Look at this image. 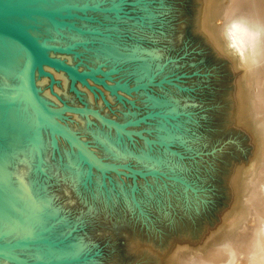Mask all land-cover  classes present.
<instances>
[{"label": "rangeland", "instance_id": "1", "mask_svg": "<svg viewBox=\"0 0 264 264\" xmlns=\"http://www.w3.org/2000/svg\"><path fill=\"white\" fill-rule=\"evenodd\" d=\"M65 1L114 8L63 11L59 19L78 30L59 24L39 37L62 47L58 56L131 85L139 80L136 61L124 57L135 49L151 60L142 75L151 82L114 93L61 71L67 76L64 86L49 77L46 89L61 93L57 104L59 99L86 104L119 121L143 117L127 128L161 137L166 147L132 133L116 134L91 116L64 112L58 120L98 157L153 170L101 173L87 168L77 149L47 126L34 145L28 136L33 124L8 163L11 182L21 178L30 193L14 202L9 221L0 222V242L14 243L2 250L40 264H264V143L257 126L264 119V0H49L47 5ZM233 5L236 19L259 27L254 43L261 62L253 80L223 37ZM105 44L116 46L120 57L103 55ZM16 86V76L0 83L14 92L0 108L15 97ZM153 96L168 102L152 105ZM15 99L29 118L21 97ZM160 124L169 136L158 133ZM2 146L0 152L6 150ZM142 153L150 160H139ZM71 244H78L76 252Z\"/></svg>", "mask_w": 264, "mask_h": 264}, {"label": "bare ground", "instance_id": "2", "mask_svg": "<svg viewBox=\"0 0 264 264\" xmlns=\"http://www.w3.org/2000/svg\"><path fill=\"white\" fill-rule=\"evenodd\" d=\"M48 3L49 0L45 2L42 0H37L34 2V4L45 8L49 7L47 5ZM235 10H236L235 5H233L232 8L229 9L230 18L228 19V22H225L228 23L226 24V27H223L224 30L223 37L225 41L229 43L231 46H233V48L237 52L238 59L240 60V62L244 67L246 77L249 80H253V77L258 73L259 70L257 66L261 62V60L258 59V57L260 56H258L257 43L256 42L254 43L255 30L259 27H251V25H253V22L251 21L246 20L245 22L243 19L242 20L236 19L234 17ZM5 18L21 25L27 32H29L38 43L42 44L43 51L46 54L54 56L55 58H58L61 61L67 63L66 60H64L63 58L64 56L63 57H61V55L58 56V51L46 46V45H52L53 44L51 43L52 41L50 42L47 39H42L47 35H51L52 33L53 26L51 23H49L47 18L43 16H37L31 14L8 15ZM41 23L44 24L42 25V27L39 26L41 25ZM40 36L42 38H39ZM132 50L133 49H131L130 53L125 55L124 58L136 61V65L133 69L135 72H137V76H138L137 79L138 78L141 79L142 75L149 72L151 60L149 59V56L147 57L141 54L140 52H138V50L135 49L133 51ZM101 51L103 55H106L112 59L120 57L119 54L120 51L116 46H110L109 44H105L102 46ZM23 58H24V54L20 46L12 39L7 38L0 34V83L7 82L11 78L16 76V85H17L16 87H14L16 90L15 97L9 99L10 103L6 104L4 109H2L3 107L0 108V143L3 145L2 146L3 148H6V150L4 149L5 151L0 152V222L9 221L13 212L12 210L14 208V202L18 199V197L20 198L21 195L23 194L27 195L30 193L29 192L30 189L28 188L27 185L23 183V180H21V178L18 179L17 177V180H15L13 183L11 182L14 180V178H12V172L8 168V163H11V159L14 160L13 155L16 156L17 151L21 150L19 143L21 141L23 133L24 134L26 133L28 135L29 130L32 129V125L34 124L32 130L34 134L33 140L35 141L36 139L37 143L44 126H47L49 128L52 135L59 134L54 128H52L47 123H45V121L36 113L34 107L29 103V101L25 96L23 82H22ZM65 59H67V61L70 62L69 58H65ZM61 71L62 70L54 66H51L45 62H42L40 60L35 62V67H34L35 88L40 98L47 103L48 102L51 103L52 105L57 104L58 97L61 96V93H59L57 89H53V88L47 90L44 84H46L48 82V78L51 77L52 79L57 78L58 80H60L61 85L64 86V84L67 81L66 80L67 74L64 71H62L66 74L65 75ZM82 81L87 82L88 80L85 79ZM13 94L14 92L6 91L5 89L0 88V103L3 104V102L8 101V96ZM18 96L19 98L21 97L22 105L23 107H25V110L29 113V118L28 116H25L23 113H21V108L18 107L19 104L16 102L17 100L15 99ZM148 99L151 100L150 104L156 106L168 102V100L166 99L161 100L155 98L154 96L150 98L148 97ZM167 107L170 106L167 105ZM63 113L64 112L53 113V117H55L58 120V117H60V115ZM73 114H79V113H73ZM1 120H3V124ZM257 126L259 128V137L263 146L264 119L258 120ZM9 127L11 128V130L7 129ZM158 133L164 134L165 136H169L168 129H166L165 126L162 124H160V126L158 127ZM91 134H94V139L98 143H100L101 146H103L104 150H106L107 147H105L103 138L101 139L99 134H96L94 132H91ZM137 158L139 160H142L143 162H147L146 160H150L149 157L143 153L137 156ZM47 203L48 201L43 202L41 204L42 207L41 206L40 207L43 208L44 206L47 205ZM69 248L72 251L76 252L79 246L78 244H71ZM2 249L3 247L0 248V252L6 254V252H4V250ZM7 259H9V257L0 254V264H10L11 262L9 260L11 259L9 260Z\"/></svg>", "mask_w": 264, "mask_h": 264}, {"label": "water", "instance_id": "3", "mask_svg": "<svg viewBox=\"0 0 264 264\" xmlns=\"http://www.w3.org/2000/svg\"><path fill=\"white\" fill-rule=\"evenodd\" d=\"M37 0H0V34L12 39L15 41L23 51V66H22V82L24 87V93L29 101V103L34 107L36 113L47 123L49 126L54 128L61 136H63L64 140L68 142L70 145L76 147L78 153L81 158L78 160L82 161L87 168L95 167L99 170V172L103 173L105 169L113 170L114 172H122L117 170V168H127L129 171L136 172L140 175H144L147 173H152L153 170L142 171L140 169H134L125 164L116 163L113 161L104 160L98 156H96L91 150H89L88 146L80 140L71 130L65 126L61 121L57 120L53 117V113L60 112H70V113H79L84 116H91L98 120L100 123L105 125L106 127L112 128L116 134L122 133L125 135L135 134L138 137L142 138L144 142L149 143H157L162 144L166 147V142L163 138L159 137V139L149 138L141 134L139 131L134 129L127 128L128 125H132L137 123L139 120H142L143 117H136L134 119L127 118L126 120H116L107 115L102 114L97 109L88 106L86 104H75L69 103L64 100L59 99V103L52 105L43 101L37 93L34 83V67L36 61L45 62L51 66H54L62 71H64L67 76L80 82H84L85 84L88 82L82 80L92 81L94 83L99 84L101 87L109 90L110 92L116 91L119 89L124 92H129L132 90H137L139 88H144L148 83L151 82L150 77L142 78L133 82V84L128 85L126 83H119L107 80L96 68L93 67H84V68H76L70 66L69 64L61 61L54 56L48 55L43 51V47L41 43H38L35 38L27 32L21 25L6 19L5 17L8 15H19V14H31L37 16H43L47 18L49 23L52 26L59 24H66L68 28H74L66 21L60 20L59 17H62L63 11L68 12L71 10H82V9H98V10H106L110 8H114V4L108 7H101L96 4H87V2H83L82 4H78L74 1H65V2H57L54 5H50L49 7H42L34 4ZM57 27V26H56ZM78 30V28H74ZM52 49L61 51L63 48L58 45H46ZM70 79V80H73ZM33 131L30 136L34 145L36 144L33 140ZM51 139L54 141L55 138L51 136ZM124 173V172H122ZM1 235V234H0ZM14 243L10 244L8 242H0V248H4L8 250V248L12 247ZM9 252V251H8ZM0 254L9 257L13 262L17 264H40V262H26L23 259L13 255L11 252ZM17 258V259H16ZM19 260L22 263H19Z\"/></svg>", "mask_w": 264, "mask_h": 264}]
</instances>
